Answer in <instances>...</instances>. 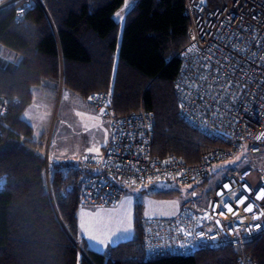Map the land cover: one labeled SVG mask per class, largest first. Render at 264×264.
Returning a JSON list of instances; mask_svg holds the SVG:
<instances>
[{
    "label": "trees",
    "instance_id": "16d2710c",
    "mask_svg": "<svg viewBox=\"0 0 264 264\" xmlns=\"http://www.w3.org/2000/svg\"><path fill=\"white\" fill-rule=\"evenodd\" d=\"M40 1L20 20L12 8L0 9V46L17 56L0 55V105L7 108L0 116V264H236L239 250L229 246L147 256L139 215L134 238L90 248L79 234L78 165L51 164L47 186L46 137L35 138L23 117L39 88L55 96L61 85L83 99L105 91L117 114L152 111L156 157L195 163L223 146L179 115L174 81L177 52L187 43L184 0H132L121 33L114 13L125 0ZM243 250L264 264V231Z\"/></svg>",
    "mask_w": 264,
    "mask_h": 264
},
{
    "label": "built area",
    "instance_id": "2783aa9c",
    "mask_svg": "<svg viewBox=\"0 0 264 264\" xmlns=\"http://www.w3.org/2000/svg\"><path fill=\"white\" fill-rule=\"evenodd\" d=\"M36 4L41 1L0 0V9L12 8L20 20ZM184 14L187 43L177 52L180 66L174 81L179 115L200 133L225 144L203 151L195 163L174 155L156 157L152 111L140 107L117 114L107 92L92 94L88 100L107 121L109 139L102 154L84 155L78 164L80 207L116 205L125 182L193 183L205 178L214 163L233 158L243 143L252 157L264 150V0H184ZM6 111V105H0V116ZM49 145L48 139L47 186L53 173ZM254 175L255 169L244 165L215 185L206 206L191 199L173 216H142L145 254L188 255L196 251L186 246L191 244L199 249L229 246L239 250L236 264H257L243 250L264 231V198H257L264 193V173L255 181ZM249 205L252 211H245Z\"/></svg>",
    "mask_w": 264,
    "mask_h": 264
},
{
    "label": "rangeland",
    "instance_id": "374dc122",
    "mask_svg": "<svg viewBox=\"0 0 264 264\" xmlns=\"http://www.w3.org/2000/svg\"><path fill=\"white\" fill-rule=\"evenodd\" d=\"M132 3V0H125L114 13V19L120 23V33L125 14ZM0 55L7 60H17L15 53L3 46H0ZM53 101V90L39 88L34 93L32 103L23 113V116L33 126L34 137L45 130L51 119V125H49L46 131L47 134H45L46 142L48 139L49 141L51 140V142L53 141L52 131L60 127L59 124L64 114L66 115L68 112H71L72 115L77 114L81 110L77 104L80 103V101L86 100L74 95L67 89L62 90L61 88L60 91H57L54 108L52 109ZM50 111H52V114ZM101 134V131L90 128L88 131H84L81 136V138L87 140V143L82 142L84 146L79 142L81 138L78 139L77 137V140H73V144L77 146V150L81 151V153L78 154L79 157H81L90 146L91 148H96L95 146L96 144L98 145ZM67 141L71 140H69V138H64V140L59 142V146L62 148ZM247 148L248 144L243 143L242 147L235 153L233 158L214 163L210 167L208 175L205 178L190 184H178L170 180L153 181L144 185H133L127 182L123 183V192L116 205L79 207L77 217L84 236L90 244L97 248H101L105 244L111 245L121 240L134 238V218L136 215L141 217H169L177 213L181 206L192 198H196L197 200L200 199L199 201L206 206L208 204L207 194L227 175L228 171L238 168V166L245 162L246 158L252 157L248 153ZM51 151L52 147L50 146V152ZM253 157L254 164L256 165V175L260 172L264 173V150L256 153ZM49 167L52 168L51 165H49ZM256 175H254V181L256 180ZM203 192L206 193L205 198L202 197ZM129 228L131 231L127 234L122 231L123 229ZM117 232H119V235L113 239V233ZM90 236L96 237V240H89ZM101 241H103L102 244L100 243Z\"/></svg>",
    "mask_w": 264,
    "mask_h": 264
},
{
    "label": "crops",
    "instance_id": "0c3cea01",
    "mask_svg": "<svg viewBox=\"0 0 264 264\" xmlns=\"http://www.w3.org/2000/svg\"><path fill=\"white\" fill-rule=\"evenodd\" d=\"M58 90L59 91L61 90V85H59ZM55 100H56V94L54 96L52 109L54 108ZM85 100L86 101H80V103L77 104V106L81 108V110L77 114L72 115L71 112L70 113L68 112V114H66V115L64 114L62 121L59 124L60 127L57 130L52 131L53 141L51 142V140H50V145H49L50 165L51 164L53 165V164H56L59 162H61V163L68 162L70 164L73 163L75 165H78L81 158L84 155H100V154H102L103 148L105 147V145L107 144L108 139H109V126H108L107 121L104 119L103 115L101 114V112L98 109H96L89 102L88 99H85ZM50 113L52 114V111H50ZM83 123H85V124H83ZM49 125H51V119L49 120L45 130L41 134H39L38 136H35V138H38L41 135L47 134L46 131H47ZM85 127H87V128H85ZM90 128L97 129V130L101 131V133H102L100 136V140L98 142V145L96 144V146H95L96 148H99V153L89 152L88 150L91 148V146H90L88 148V150H86V152L84 154H82L81 157H79L78 154L81 153V151L77 150V146L73 144V140H77V137H78V139H80L81 136L83 135V132L88 131ZM33 136H34V133H33ZM45 137H46V135H45ZM64 138H69V140H71V141L65 142L64 146L61 148L59 146V142L61 140H64ZM80 140L81 141H79V142L82 145H83V143H87L86 139L84 140L83 138H81ZM50 146L52 147L51 152H50ZM60 149H62V150H60ZM247 164H250L253 167V170L256 169V165L254 164V157H248V159L246 158L245 162L242 163V165L238 166V168H240L244 165H247ZM238 168H236V169H238ZM231 171H233V170H229L228 173ZM251 179L254 180V176ZM202 197H204V198L206 197L205 192H203ZM192 199H196V198H192ZM199 203H201V202L199 201ZM175 214H173V215H175ZM78 227H79L80 237L84 238L87 241L86 237L84 236V233L82 232V228H81V224H80L79 220H78ZM87 243H88L90 248L95 249V250H99V251H105L109 245V244H105L103 247L97 248L96 246H93L92 244H90L88 241H87Z\"/></svg>",
    "mask_w": 264,
    "mask_h": 264
},
{
    "label": "snow or ice",
    "instance_id": "6c2138e0",
    "mask_svg": "<svg viewBox=\"0 0 264 264\" xmlns=\"http://www.w3.org/2000/svg\"><path fill=\"white\" fill-rule=\"evenodd\" d=\"M122 19V18H121ZM189 51H191V49L189 50ZM79 115V114H78ZM89 152H95V153H99V148H90L89 150H88ZM257 198L258 199H260V198H264V193H261L260 195H258L257 196ZM239 203H244V200L243 199H241L240 201H239ZM225 207H227V210H228V212H232V208L230 207V206H228V205H225ZM245 211H252V206L251 205H249L246 209H245ZM221 215H223V213H221ZM258 217H254V219H257ZM217 223H219V221H217ZM125 234H127V233H129L130 231H131V229L129 228V229H123L122 230ZM119 235V232H117V233H113V239H115L117 236ZM89 240H91V241H95L96 240V237H94V236H90L89 237ZM101 244L103 243V241H101L100 242ZM187 247H193V248H196V250L197 251H199V248L195 245V244H191V245H186Z\"/></svg>",
    "mask_w": 264,
    "mask_h": 264
},
{
    "label": "water",
    "instance_id": "95a60500",
    "mask_svg": "<svg viewBox=\"0 0 264 264\" xmlns=\"http://www.w3.org/2000/svg\"><path fill=\"white\" fill-rule=\"evenodd\" d=\"M218 225L220 226V223H218ZM75 244H76V246H78V243H76V242H75ZM78 248H79V246H78ZM83 255L85 256V254H84V253H83Z\"/></svg>",
    "mask_w": 264,
    "mask_h": 264
}]
</instances>
